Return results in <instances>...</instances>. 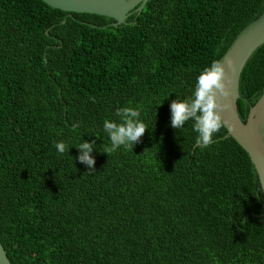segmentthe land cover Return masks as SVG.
<instances>
[{"label":"trees","instance_id":"trees-1","mask_svg":"<svg viewBox=\"0 0 264 264\" xmlns=\"http://www.w3.org/2000/svg\"><path fill=\"white\" fill-rule=\"evenodd\" d=\"M145 3L115 26L41 0H0V241L11 264H264L248 153L224 127L194 148L193 121L170 123L171 101L191 96L264 0ZM239 77L244 121L264 92V44ZM123 107L148 128L108 155L103 122H119ZM80 140L95 141L92 173L76 159Z\"/></svg>","mask_w":264,"mask_h":264},{"label":"water","instance_id":"water-1","mask_svg":"<svg viewBox=\"0 0 264 264\" xmlns=\"http://www.w3.org/2000/svg\"><path fill=\"white\" fill-rule=\"evenodd\" d=\"M52 8L67 12H90L114 18L113 25H129L126 18L141 11L147 0H41ZM135 10V11H132ZM132 11V12H131ZM132 23V22H131ZM264 44V10L247 23L228 44L217 59L225 64L229 77L228 95L222 99L226 105L221 115L226 134L230 135L249 155L257 176V195L264 211V92L250 106L247 117L241 120L237 110L240 71L255 47ZM242 97V96H241ZM0 264H11L0 241Z\"/></svg>","mask_w":264,"mask_h":264},{"label":"clouds","instance_id":"clouds-1","mask_svg":"<svg viewBox=\"0 0 264 264\" xmlns=\"http://www.w3.org/2000/svg\"><path fill=\"white\" fill-rule=\"evenodd\" d=\"M229 77L222 61L213 60L205 66L196 78L195 88L190 97L174 99L170 103V123L173 129L182 128L189 120L193 121V131L197 133L194 148H208L214 143L213 136L223 126L222 111L226 107L221 101L228 95ZM139 110L132 107H123L116 110L119 122L105 119L103 130L107 133L110 146H105L103 152L108 155L121 146L133 149L148 128L139 117ZM78 123H73L75 130ZM95 141H81L75 145L79 149L76 157L81 163L86 164L87 172L92 173L95 159L91 155ZM55 147L60 154L69 151V146L64 142H56Z\"/></svg>","mask_w":264,"mask_h":264}]
</instances>
